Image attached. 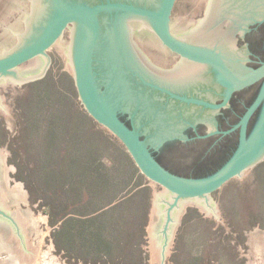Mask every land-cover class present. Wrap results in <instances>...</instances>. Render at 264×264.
Segmentation results:
<instances>
[{
	"label": "water",
	"instance_id": "obj_1",
	"mask_svg": "<svg viewBox=\"0 0 264 264\" xmlns=\"http://www.w3.org/2000/svg\"><path fill=\"white\" fill-rule=\"evenodd\" d=\"M208 1L204 23L193 33L224 22L221 33L199 39L181 35L190 20L202 18ZM29 2L25 31L12 48L0 54V78L19 83L41 78L50 62L46 51L70 28L67 56L82 106L123 144L140 173L161 186L153 197L146 230L149 264H167L169 246L185 207L195 206L220 221L222 215L209 195L230 179L244 177L264 158V60L239 75L236 71H244L245 65L236 59L232 40L236 32L242 35L249 22L264 21V0ZM29 5L27 0H0V26H19V15H24L20 7ZM171 21L179 35L172 31ZM157 39L193 64L187 74H194L196 66L215 71L226 89L224 100L214 104L171 90L166 76L151 67L142 52L162 63L168 53ZM39 57L43 62L37 71L26 77L19 75L18 65L28 60L35 64ZM175 72L180 75L179 69ZM259 79L263 81L258 95L241 120L239 143L219 168L203 176H184L158 161L157 152L174 138H183L182 132L189 125L186 115L177 112L179 104L195 102L211 116L210 108L224 106L234 90ZM259 106L258 119L246 135L245 124ZM0 115L12 136L15 123L1 95ZM9 154L0 148V264H62L44 243L43 237L50 230L45 217L30 210L22 183L8 177V171H15L13 165L6 166ZM252 229L243 230L246 247L241 254L247 258L246 264H264V229Z\"/></svg>",
	"mask_w": 264,
	"mask_h": 264
},
{
	"label": "rangeland",
	"instance_id": "obj_2",
	"mask_svg": "<svg viewBox=\"0 0 264 264\" xmlns=\"http://www.w3.org/2000/svg\"><path fill=\"white\" fill-rule=\"evenodd\" d=\"M69 43L70 28L46 51L41 78L0 90L15 123L9 136L0 115V148L10 153L6 166L15 167L8 177L22 183L30 210L45 217L44 243L62 264H149L146 229L161 186L142 176L123 144L85 111ZM141 184H149L147 197L137 191ZM209 197L222 218L187 205L167 264H246L243 230L264 229V158Z\"/></svg>",
	"mask_w": 264,
	"mask_h": 264
},
{
	"label": "flooded vegetation",
	"instance_id": "obj_3",
	"mask_svg": "<svg viewBox=\"0 0 264 264\" xmlns=\"http://www.w3.org/2000/svg\"><path fill=\"white\" fill-rule=\"evenodd\" d=\"M29 1L27 0L28 5ZM208 6L209 1L202 18L190 20L186 31L181 35H193L194 39H199L214 38L221 33L224 22L222 25L218 22L215 28L211 27L206 31L193 33L196 26L204 23ZM29 9L30 5L29 8L20 7V12L24 15H19L17 21L19 26H7L6 24L0 26V54L12 48L17 43L18 37L25 31L24 16L27 15ZM171 29L175 35H179L173 29L172 21ZM157 40L168 53L162 63L149 58L148 54L141 50L146 56L147 63L166 76V82L168 80L171 90L180 91L182 94L184 92L187 97L214 102V104H220L224 100L226 89L218 81L215 71L207 66H196L194 74H187L188 66L193 64L182 60L180 55L163 46L159 39ZM232 40L235 41L236 59L245 65L244 71H236L239 75L250 68L259 66L264 60V21L258 24L249 22L248 28L243 29L242 35L236 32ZM31 61L28 60L18 65L17 71L20 76L26 77L37 71L43 58H37L35 64ZM177 69L180 72L178 76L175 75ZM262 81L263 79H259L246 87L234 90L224 106L210 108L211 116H206L204 114L206 111L201 108L203 106L195 102L179 104L177 112L186 115L185 121H189V125L182 132L183 138H174L157 152L158 161L165 168L184 176H203L219 168L232 155L239 143L241 120L258 95ZM26 82L28 81L19 83L10 78H0V90L18 87ZM260 106L254 110L245 124L246 135H249L258 119Z\"/></svg>",
	"mask_w": 264,
	"mask_h": 264
},
{
	"label": "trees",
	"instance_id": "obj_4",
	"mask_svg": "<svg viewBox=\"0 0 264 264\" xmlns=\"http://www.w3.org/2000/svg\"><path fill=\"white\" fill-rule=\"evenodd\" d=\"M76 95V94H75ZM76 96H78V94L76 95ZM82 107V106H81ZM88 124H89V128H90V130L91 131H94L95 133L94 134H99V132L97 131V128H98V125L97 124H92L91 122H88ZM101 168H94L93 169V171H94V173H96V174H98L101 170H100ZM83 173H84V171H82V169H81V172H80V174H82V177H83ZM142 176H143V174H141ZM79 176V175H78ZM142 189H144V187L142 188ZM141 189V190H142ZM137 191H138V189H137ZM136 192H134L133 194H135ZM61 216H63L64 215V213L62 212L61 214H60ZM94 219H96V217L94 218ZM66 223H67V218H65L64 220H63V227L66 225Z\"/></svg>",
	"mask_w": 264,
	"mask_h": 264
},
{
	"label": "crops",
	"instance_id": "obj_5",
	"mask_svg": "<svg viewBox=\"0 0 264 264\" xmlns=\"http://www.w3.org/2000/svg\"><path fill=\"white\" fill-rule=\"evenodd\" d=\"M144 176V175H143ZM145 177V176H144ZM146 178V177H145ZM149 184H141V186L138 188V190L141 191V189L144 187V189H142V191L144 192V196L147 197V193H146V190L148 189V191H150V188L148 186ZM148 203V201H147Z\"/></svg>",
	"mask_w": 264,
	"mask_h": 264
}]
</instances>
